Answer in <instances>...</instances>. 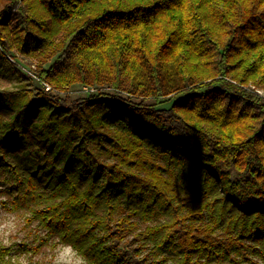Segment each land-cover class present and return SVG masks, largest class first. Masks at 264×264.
I'll return each mask as SVG.
<instances>
[{
	"label": "trees",
	"instance_id": "trees-1",
	"mask_svg": "<svg viewBox=\"0 0 264 264\" xmlns=\"http://www.w3.org/2000/svg\"><path fill=\"white\" fill-rule=\"evenodd\" d=\"M12 51L39 84L0 91L18 251L264 264V0H0V69L18 77Z\"/></svg>",
	"mask_w": 264,
	"mask_h": 264
},
{
	"label": "rangeland",
	"instance_id": "rangeland-1",
	"mask_svg": "<svg viewBox=\"0 0 264 264\" xmlns=\"http://www.w3.org/2000/svg\"><path fill=\"white\" fill-rule=\"evenodd\" d=\"M20 18V14L15 12L12 23L14 24ZM28 46H33L35 41L33 37H28ZM31 48V47H30ZM14 60L18 62L20 67V75L15 77L6 71L0 69V91L14 90L16 88H35L39 87L36 81L26 78L25 74L30 75V70L34 67L32 59L27 55L18 54L12 51ZM264 95L263 89H258ZM105 92H109L108 88H97L93 86L73 85L70 88L72 99H86L88 96H101ZM169 105L166 103L165 106ZM3 187L0 185V190ZM7 197L0 191V244L11 247V257L5 264H54V259L59 264H78L80 255L69 245L58 244L53 248H44L38 254L29 255L22 253L16 248V243L26 238L28 228L24 224L23 213L21 211H11L5 207ZM172 264V263H167Z\"/></svg>",
	"mask_w": 264,
	"mask_h": 264
},
{
	"label": "clouds",
	"instance_id": "clouds-1",
	"mask_svg": "<svg viewBox=\"0 0 264 264\" xmlns=\"http://www.w3.org/2000/svg\"><path fill=\"white\" fill-rule=\"evenodd\" d=\"M54 264H59V261L54 259ZM78 264H88L87 258L84 256H80Z\"/></svg>",
	"mask_w": 264,
	"mask_h": 264
}]
</instances>
